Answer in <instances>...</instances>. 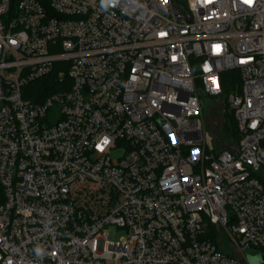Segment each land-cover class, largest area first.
I'll list each match as a JSON object with an SVG mask.
<instances>
[{"label": "built area", "instance_id": "1", "mask_svg": "<svg viewBox=\"0 0 264 264\" xmlns=\"http://www.w3.org/2000/svg\"><path fill=\"white\" fill-rule=\"evenodd\" d=\"M230 72L239 142L215 151L201 97L220 99ZM255 257L264 0H0V264Z\"/></svg>", "mask_w": 264, "mask_h": 264}, {"label": "rangeland", "instance_id": "2", "mask_svg": "<svg viewBox=\"0 0 264 264\" xmlns=\"http://www.w3.org/2000/svg\"><path fill=\"white\" fill-rule=\"evenodd\" d=\"M235 90H231L229 94H233ZM202 101V117L204 132L212 139L213 148L215 151H220L224 148H232L235 146L236 140L233 133L226 129L225 119L226 115L229 116L228 105H224L222 100L208 97H201ZM108 233L105 231L101 236ZM216 237L221 242V247L224 251L231 255H238L236 249L232 247L230 241L224 236L222 232L216 231ZM221 233V234H220ZM126 237L124 231H117L114 234V239L119 241ZM259 261L258 257L252 258L251 264H256Z\"/></svg>", "mask_w": 264, "mask_h": 264}, {"label": "trees", "instance_id": "3", "mask_svg": "<svg viewBox=\"0 0 264 264\" xmlns=\"http://www.w3.org/2000/svg\"><path fill=\"white\" fill-rule=\"evenodd\" d=\"M36 86H37L38 90H41V92L45 93V96L52 94V92H54V90H55L51 87V79L50 78L39 80L36 83ZM238 86H240V80H239L237 72H230V73L223 74L222 75L223 95L219 100H222L224 105H226V104L228 105L227 98L230 95L229 94L230 91L232 89L235 90ZM228 108H229L228 109L229 116H227V115L225 116L226 117L225 127L227 130H229L230 132L233 133V137L235 138L237 144L235 146H233L232 148H224V149H234L238 145L239 137H238V133H237V125H236V121L234 118V114L230 110V107H228Z\"/></svg>", "mask_w": 264, "mask_h": 264}, {"label": "snow or ice", "instance_id": "4", "mask_svg": "<svg viewBox=\"0 0 264 264\" xmlns=\"http://www.w3.org/2000/svg\"><path fill=\"white\" fill-rule=\"evenodd\" d=\"M166 2V0H165ZM203 3H211L212 0H202ZM246 3H251V0H245ZM163 35H166L165 33H161V36ZM13 43H15V41H13ZM215 49L217 51H219L220 49V46L219 45H216L215 46ZM173 59H175V57H173ZM207 70V69H206ZM213 82L215 83V80H213ZM107 143H109V141L107 139H105L104 141H102V144L101 145H98L97 147L100 148L101 151H103V147L102 145H106ZM173 143H175V137L173 136Z\"/></svg>", "mask_w": 264, "mask_h": 264}, {"label": "water", "instance_id": "5", "mask_svg": "<svg viewBox=\"0 0 264 264\" xmlns=\"http://www.w3.org/2000/svg\"><path fill=\"white\" fill-rule=\"evenodd\" d=\"M258 258H259V261H258L256 264H264V263L262 262L261 257H258ZM251 260H252V258H249V264H251Z\"/></svg>", "mask_w": 264, "mask_h": 264}, {"label": "clouds", "instance_id": "6", "mask_svg": "<svg viewBox=\"0 0 264 264\" xmlns=\"http://www.w3.org/2000/svg\"><path fill=\"white\" fill-rule=\"evenodd\" d=\"M105 2H106V3H108V2H112V0H105Z\"/></svg>", "mask_w": 264, "mask_h": 264}]
</instances>
